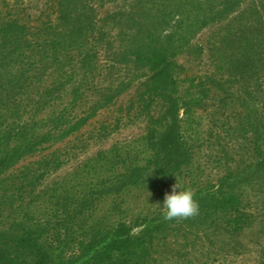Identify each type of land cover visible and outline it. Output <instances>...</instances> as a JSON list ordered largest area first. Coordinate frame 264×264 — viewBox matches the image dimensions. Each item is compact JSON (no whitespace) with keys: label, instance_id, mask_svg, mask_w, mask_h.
Listing matches in <instances>:
<instances>
[{"label":"trees","instance_id":"trees-1","mask_svg":"<svg viewBox=\"0 0 264 264\" xmlns=\"http://www.w3.org/2000/svg\"><path fill=\"white\" fill-rule=\"evenodd\" d=\"M50 2L56 21L35 25V19L25 21L31 15L22 4L0 0V264H167L171 251L177 261L184 252V264H209L211 254L203 253L199 259L192 258V253L218 244L240 253L244 234L264 232V217L248 201L250 190L257 195L264 192V0H251L243 10H239L243 0H198L184 28V42L196 29L237 12L222 30L221 38L234 39L236 52L231 58L220 57V76L206 73L195 79L174 59L178 46L160 42L156 20L147 24L137 43L123 54L125 61L151 71L135 88L126 108V113L136 112L146 119L145 158L116 146L87 160L83 169L100 170L107 178L82 193L71 195L64 189L58 203L67 218L55 227L32 221L30 212L14 203L23 202L26 195L37 196L46 175L62 166L58 149L48 150L80 133L101 110L116 105L122 92L98 90L96 61L85 56L80 62L85 77L71 85V98L64 107L48 118L20 120L26 111L23 91L43 82L40 71L56 66L49 75L57 72V76L32 101L35 112L62 97L59 91L74 75L61 67V55L80 48L90 35L92 20L83 9H76L77 0ZM183 70L184 100L176 81ZM36 72L40 76L34 80ZM239 100L251 102L254 108L250 128L240 122L235 127L246 141L243 154L249 160L228 168L215 181L192 187L198 215L164 220L161 206L172 175L189 165L191 156L181 135L180 105L184 104L188 116L195 109L224 108ZM155 102L162 108L157 116L152 112ZM153 186L158 198L153 212L139 214L132 223L94 221L89 225L99 196L118 197L126 188ZM7 204L14 212L6 221L2 206ZM255 264H264V246Z\"/></svg>","mask_w":264,"mask_h":264},{"label":"rangeland","instance_id":"rangeland-1","mask_svg":"<svg viewBox=\"0 0 264 264\" xmlns=\"http://www.w3.org/2000/svg\"><path fill=\"white\" fill-rule=\"evenodd\" d=\"M8 1L11 4L20 3L26 8L27 14L31 15L25 19L26 22L35 19L37 22L34 24L38 25L39 22L56 21V12L49 8L52 0ZM77 2L79 5H76V9L81 8L87 12L92 23L90 35L84 44L80 48H72L70 54L66 50L60 58L61 67L74 75L73 83L59 91L61 98L58 97L44 109L35 112L36 107L32 101L38 98V92L46 85H52L53 78L57 76V72L49 75L55 71L56 66H50L45 73L43 70L40 71L43 73L40 78L43 82L30 84L23 91L21 102L26 111L20 120L29 122L33 118L36 120L48 118L54 110L64 107L71 98V85L76 83L74 81L81 82L85 77L80 64L85 56H92L96 61L95 81L98 90L103 88L121 90L122 93L116 105L101 110L80 133L48 150L58 149L57 152L63 160L62 166L46 175L38 186L40 193L37 196L30 199V196L26 195L23 202L15 201L14 205H21L20 207L30 212L32 221L49 222L51 227H55V223L61 218H67L62 214L58 203L60 199L58 196L64 189L70 191L71 195L73 192L82 193L87 190V186H96L99 181L107 178L100 170L83 169L81 166L87 160L99 152H110L116 146L123 152L135 151L141 158H145L147 151L142 137L146 132V119L136 112L126 113V108L135 88L151 74V71L137 67L131 61H125L123 54L131 45L137 43L138 34L143 32L148 23L156 20L161 43L178 46L174 59L188 68L189 74L195 79L206 73L220 76L222 72L220 57L231 58L236 52L234 39H223L221 34L226 23L237 12L196 29L184 42V28L193 15L198 0H77ZM250 2L251 0H243L239 10H243ZM40 72H36L37 78L34 80L39 79ZM176 81L178 95L184 100V70L176 75ZM161 109V104L155 102L152 112L157 116ZM195 110L198 111H193L187 116L184 114V104L180 105L181 135L188 144L191 156L189 165L173 173L170 190L176 183L192 189L196 184L215 181L228 168L235 169L237 164L243 165L249 160L243 154L246 141L242 134L238 135L235 127H239V122L242 125L248 123V129L252 125L251 116L254 108L251 102L239 100L224 108L210 105L207 109ZM35 159L36 157L31 158ZM25 163L27 161L20 162L19 166ZM52 196L54 198H51ZM248 196L251 209L257 210L259 215L264 217V192L257 195L256 191L250 190ZM8 203L10 204L9 200ZM9 204L2 206V215L6 221L14 212ZM157 207V190L154 186L126 188L118 197L99 196L94 203L92 212L94 217L93 220L90 219L89 225L94 221L101 224H115L122 220L132 223L139 214H149ZM244 235L243 247L238 246L241 249L240 253H234L233 250L230 251V247L222 248L218 244L210 249L206 246L193 252L192 258L202 259V254L206 253L211 254L209 264H255L258 253L264 246V232L259 231L256 234L248 232ZM229 251L231 253H228ZM175 258L174 251H171L167 264H184V252L180 261Z\"/></svg>","mask_w":264,"mask_h":264},{"label":"clouds","instance_id":"clouds-1","mask_svg":"<svg viewBox=\"0 0 264 264\" xmlns=\"http://www.w3.org/2000/svg\"><path fill=\"white\" fill-rule=\"evenodd\" d=\"M161 215L164 220L187 219L199 214V203L191 189L176 183L163 198Z\"/></svg>","mask_w":264,"mask_h":264}]
</instances>
